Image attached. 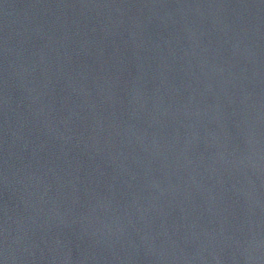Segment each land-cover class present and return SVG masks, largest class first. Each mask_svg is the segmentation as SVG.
<instances>
[{
  "label": "water",
  "instance_id": "water-1",
  "mask_svg": "<svg viewBox=\"0 0 264 264\" xmlns=\"http://www.w3.org/2000/svg\"><path fill=\"white\" fill-rule=\"evenodd\" d=\"M0 264H264V0H0Z\"/></svg>",
  "mask_w": 264,
  "mask_h": 264
}]
</instances>
